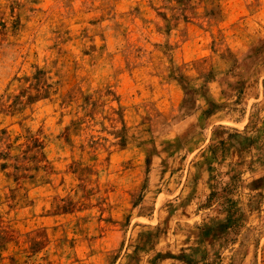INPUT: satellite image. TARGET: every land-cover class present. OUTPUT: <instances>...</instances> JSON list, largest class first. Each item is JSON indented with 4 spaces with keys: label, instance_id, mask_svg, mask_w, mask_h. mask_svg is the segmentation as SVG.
<instances>
[{
    "label": "rangeland",
    "instance_id": "rangeland-1",
    "mask_svg": "<svg viewBox=\"0 0 264 264\" xmlns=\"http://www.w3.org/2000/svg\"><path fill=\"white\" fill-rule=\"evenodd\" d=\"M0 264H264V0H0Z\"/></svg>",
    "mask_w": 264,
    "mask_h": 264
}]
</instances>
